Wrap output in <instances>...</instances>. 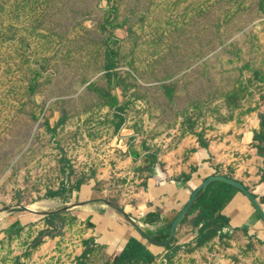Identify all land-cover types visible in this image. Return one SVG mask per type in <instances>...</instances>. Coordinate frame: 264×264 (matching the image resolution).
I'll return each instance as SVG.
<instances>
[{"label": "rangeland", "instance_id": "rangeland-1", "mask_svg": "<svg viewBox=\"0 0 264 264\" xmlns=\"http://www.w3.org/2000/svg\"><path fill=\"white\" fill-rule=\"evenodd\" d=\"M261 117L264 0H0V264H112L99 222H127L106 203L161 234L187 202L143 224L151 180L264 202ZM191 215L133 264H264V238L219 222L198 244Z\"/></svg>", "mask_w": 264, "mask_h": 264}, {"label": "crops", "instance_id": "crops-1", "mask_svg": "<svg viewBox=\"0 0 264 264\" xmlns=\"http://www.w3.org/2000/svg\"><path fill=\"white\" fill-rule=\"evenodd\" d=\"M151 181L152 190L158 192L159 196L155 207L146 211L143 216L148 213L157 212L162 219H165L164 224H167L169 221L171 222L169 216L176 215L187 201L188 188H183L185 186L182 184L183 187L179 188L178 191L176 186L181 183L171 185L167 182H158V180ZM215 187L223 188V185L216 184ZM254 196L257 198L255 194ZM260 203L264 209V202ZM191 214L190 218L193 220L200 214V210H196ZM214 217L223 222V225L221 226L220 223L219 226L221 231H248L250 235H257L258 238H264V225L260 216L243 193L235 187L228 188V193L223 201L222 208L215 213ZM207 219L209 218L207 217ZM99 224L100 234H97V238L105 244L106 249L112 257L121 252L123 245L130 237L142 242V239L132 233L131 226L128 223L112 219L111 217H105ZM194 227H196L194 223L186 222L180 228L181 231H190ZM148 247L153 252V243L148 245Z\"/></svg>", "mask_w": 264, "mask_h": 264}, {"label": "trees", "instance_id": "trees-1", "mask_svg": "<svg viewBox=\"0 0 264 264\" xmlns=\"http://www.w3.org/2000/svg\"><path fill=\"white\" fill-rule=\"evenodd\" d=\"M260 125L262 128V133L256 135L255 139L264 143V117H261ZM259 153L264 158V151L260 150ZM149 157H150V162L147 166V171L149 172V174H152L155 160L152 155ZM182 177L186 178L185 175H183ZM216 184L223 185V188L215 187ZM229 187L232 186L219 181L211 183L204 190V192L198 197L197 201L193 204V206L187 213L188 215L196 210H200V214L194 220V224L198 228L197 230L198 244H203L208 239L210 235L209 228L213 223L220 222L221 226L223 225V222L215 218L214 215L222 208V204L226 197V194L228 193ZM61 195H62L61 189L57 191H48L45 194V198L55 199L61 197ZM54 216L55 214L47 215V217H54ZM158 217L159 214L157 212L148 213L146 214V218L142 220V223L148 225L154 224ZM207 217L209 219H207ZM17 225L18 223L11 224L6 229V231L12 230ZM170 229H171V224L167 227V232L161 234L148 233V235L158 241H165L169 236ZM141 239L142 242L138 241L133 237H130L123 245L121 252L113 257L112 264H133L137 262H144V263L151 262L155 258V254L148 247V245H150L151 243L143 239V237H141ZM166 249H169V246H167Z\"/></svg>", "mask_w": 264, "mask_h": 264}, {"label": "water", "instance_id": "water-1", "mask_svg": "<svg viewBox=\"0 0 264 264\" xmlns=\"http://www.w3.org/2000/svg\"><path fill=\"white\" fill-rule=\"evenodd\" d=\"M223 182L225 184H228L232 187H235L236 189H238L239 191H241L243 193V195L248 199V201L251 203V205L254 207V209L256 210V212L258 213V215L260 216V219L264 225V209L262 208L261 203L258 201V199L254 196V194L241 182L232 179V178H228L226 176H222V175H213L208 177L206 180H204L197 188L196 190L192 193V195L190 196V198L187 200L185 206L181 209V211L179 212V214L177 215V217L175 218L174 222L171 225V229H170V233L169 236L167 238V240L165 241H158L154 238H152L151 236H149L147 233H145L140 227L139 224L133 219L131 218L129 215L125 214L122 210H120L119 208L115 207L114 205L108 204L106 203V205H108L109 207L113 208L114 210H116L121 217L131 226L133 227V229H135L139 235L141 237H143V239H145L146 241L153 243L155 245L158 246H162V247H167L170 242L172 241L176 229L178 227V225L181 223L182 219L187 215V213L189 212V210L191 209V207L193 206V204L197 201L198 197L204 192V190L213 182ZM86 203H89L86 202ZM82 204L80 203H76V204H72L69 205L67 207V209L75 207V206H80ZM29 212L32 213H38V212H34L32 210L27 209ZM52 212H44V213H39V214H45V215H49Z\"/></svg>", "mask_w": 264, "mask_h": 264}, {"label": "flooded vegetation", "instance_id": "flooded-vegetation-1", "mask_svg": "<svg viewBox=\"0 0 264 264\" xmlns=\"http://www.w3.org/2000/svg\"><path fill=\"white\" fill-rule=\"evenodd\" d=\"M264 159V158H263Z\"/></svg>", "mask_w": 264, "mask_h": 264}]
</instances>
